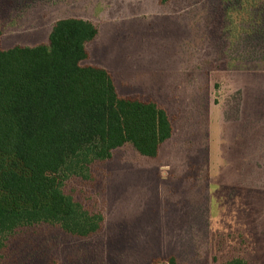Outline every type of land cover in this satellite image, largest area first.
I'll return each instance as SVG.
<instances>
[{
    "label": "rangeland",
    "instance_id": "1",
    "mask_svg": "<svg viewBox=\"0 0 264 264\" xmlns=\"http://www.w3.org/2000/svg\"><path fill=\"white\" fill-rule=\"evenodd\" d=\"M222 0H0V47L46 43L61 18L98 30L83 64L120 96L153 99L172 123L157 157L125 144L63 191L100 228L18 226L0 264H264V4Z\"/></svg>",
    "mask_w": 264,
    "mask_h": 264
},
{
    "label": "trees",
    "instance_id": "2",
    "mask_svg": "<svg viewBox=\"0 0 264 264\" xmlns=\"http://www.w3.org/2000/svg\"><path fill=\"white\" fill-rule=\"evenodd\" d=\"M222 3L255 21L249 11L264 0ZM97 33L91 21L67 17L52 24L46 43L0 47V248L18 226L37 222L77 236L96 232L103 216L67 195L64 181L86 176L90 164L125 144L155 158L172 136L171 120L156 101L120 96L105 68L83 64Z\"/></svg>",
    "mask_w": 264,
    "mask_h": 264
},
{
    "label": "water",
    "instance_id": "3",
    "mask_svg": "<svg viewBox=\"0 0 264 264\" xmlns=\"http://www.w3.org/2000/svg\"><path fill=\"white\" fill-rule=\"evenodd\" d=\"M172 264V263H171Z\"/></svg>",
    "mask_w": 264,
    "mask_h": 264
}]
</instances>
